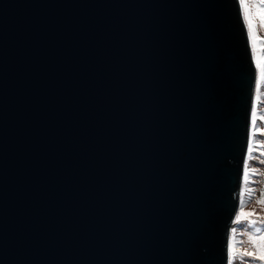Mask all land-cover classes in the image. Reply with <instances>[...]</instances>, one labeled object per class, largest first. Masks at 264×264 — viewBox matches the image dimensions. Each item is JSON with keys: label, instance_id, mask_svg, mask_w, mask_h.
Here are the masks:
<instances>
[{"label": "water", "instance_id": "1", "mask_svg": "<svg viewBox=\"0 0 264 264\" xmlns=\"http://www.w3.org/2000/svg\"><path fill=\"white\" fill-rule=\"evenodd\" d=\"M254 75L238 0H0V264H226Z\"/></svg>", "mask_w": 264, "mask_h": 264}, {"label": "rangeland", "instance_id": "2", "mask_svg": "<svg viewBox=\"0 0 264 264\" xmlns=\"http://www.w3.org/2000/svg\"><path fill=\"white\" fill-rule=\"evenodd\" d=\"M257 1L238 0L255 62L256 84L240 199L229 227V264L264 262V207L254 195L264 180V6ZM240 219L245 223L239 225Z\"/></svg>", "mask_w": 264, "mask_h": 264}, {"label": "clouds", "instance_id": "3", "mask_svg": "<svg viewBox=\"0 0 264 264\" xmlns=\"http://www.w3.org/2000/svg\"><path fill=\"white\" fill-rule=\"evenodd\" d=\"M258 2L260 3V5L264 6V0H258ZM240 6V4H239ZM240 10H241V6H240ZM241 16H242V11H241ZM242 20L244 22V19H243V16H242ZM244 25H245V22H244ZM245 29H246V25H245ZM246 32H247V29H246ZM248 36V34H247ZM248 41H249V37H248ZM249 47H250V44H249ZM250 52H251V55H252V51H251V48H250ZM252 61H253V65H254V70H255V62H254V59H253V56H252ZM256 71H255V75H254V88H255V84H256ZM254 88H253V100H252V105H251V111H250V123H249V131H248V139H247V146H246V151H245V156L247 154V150H248V147H249V141H250V129H251V119H252V111H253V105H254ZM244 156V158H245ZM242 170H243V166H242ZM242 170H241V184H240V189H239V194H238V202H239V199H240V192H241V185H242ZM238 204L237 203V207H236V211L238 209ZM237 213H235L234 215H236ZM229 241H230V234H229V230H228V234H227V238H226V264H229L227 262V249H228V245H229ZM229 261V260H228Z\"/></svg>", "mask_w": 264, "mask_h": 264}, {"label": "trees", "instance_id": "4", "mask_svg": "<svg viewBox=\"0 0 264 264\" xmlns=\"http://www.w3.org/2000/svg\"><path fill=\"white\" fill-rule=\"evenodd\" d=\"M258 2V1H257ZM259 3V2H258ZM260 4V3H259ZM247 195V194H245ZM255 198H257L260 202V205L264 207V180L262 182V184L257 188V190L254 192ZM256 222H260V220H257ZM239 225H241V223H245L244 220L240 219L239 222H237ZM252 224H254L252 222ZM257 260V258H255ZM259 264H264L263 261H260Z\"/></svg>", "mask_w": 264, "mask_h": 264}, {"label": "flooded vegetation", "instance_id": "5", "mask_svg": "<svg viewBox=\"0 0 264 264\" xmlns=\"http://www.w3.org/2000/svg\"><path fill=\"white\" fill-rule=\"evenodd\" d=\"M229 249H227V262H228V258H229Z\"/></svg>", "mask_w": 264, "mask_h": 264}]
</instances>
